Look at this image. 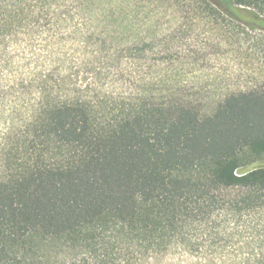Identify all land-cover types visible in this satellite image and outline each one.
Listing matches in <instances>:
<instances>
[{
    "label": "trees",
    "instance_id": "trees-1",
    "mask_svg": "<svg viewBox=\"0 0 264 264\" xmlns=\"http://www.w3.org/2000/svg\"><path fill=\"white\" fill-rule=\"evenodd\" d=\"M202 1L264 21V0ZM103 4L0 0V55L73 12L96 25ZM87 33L76 64L57 56L0 82V264H163L175 250L189 264H264V88L230 94L205 116L144 86L104 93L94 85L101 44ZM243 214L254 230H217L221 216Z\"/></svg>",
    "mask_w": 264,
    "mask_h": 264
},
{
    "label": "rangeland",
    "instance_id": "rangeland-1",
    "mask_svg": "<svg viewBox=\"0 0 264 264\" xmlns=\"http://www.w3.org/2000/svg\"><path fill=\"white\" fill-rule=\"evenodd\" d=\"M103 8L106 15L102 13L105 17L96 25L73 12L48 35L18 36L4 43L9 57L0 55V82L5 84L17 66L24 65V73L35 67L43 70L57 56L76 64L82 50L78 42L89 39V30L92 40L101 44L102 71L94 85L104 93H132L144 86L156 97L161 90V102L190 106L205 116L230 94L264 88V21L249 8L233 5L229 11H217L202 0H104ZM112 55L116 63L108 59ZM61 72L71 74L64 67ZM72 79L94 87L88 74ZM3 95L0 133L5 131ZM219 220L217 230H254L248 228L251 216L246 214L237 221L229 215ZM165 262L191 261L175 250Z\"/></svg>",
    "mask_w": 264,
    "mask_h": 264
}]
</instances>
